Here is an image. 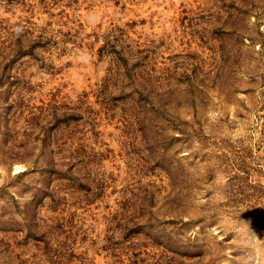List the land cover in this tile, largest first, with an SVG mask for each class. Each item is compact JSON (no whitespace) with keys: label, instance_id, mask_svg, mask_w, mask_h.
I'll list each match as a JSON object with an SVG mask.
<instances>
[{"label":"rangeland","instance_id":"1","mask_svg":"<svg viewBox=\"0 0 264 264\" xmlns=\"http://www.w3.org/2000/svg\"><path fill=\"white\" fill-rule=\"evenodd\" d=\"M0 264H264V0H0Z\"/></svg>","mask_w":264,"mask_h":264}]
</instances>
